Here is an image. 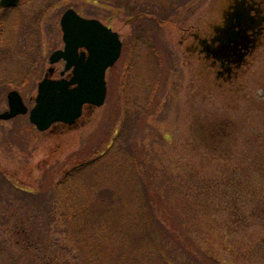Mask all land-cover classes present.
<instances>
[{
    "label": "rangeland",
    "instance_id": "374dc122",
    "mask_svg": "<svg viewBox=\"0 0 264 264\" xmlns=\"http://www.w3.org/2000/svg\"><path fill=\"white\" fill-rule=\"evenodd\" d=\"M68 7L118 32L121 54L106 70L103 104L85 106L74 123L39 130L27 113L0 118V264H174L186 257L177 246L196 264H264L260 249H248L264 233V37L223 79L184 43L223 0H21L0 10V112L12 89L31 107L48 67L63 68L49 54L63 45ZM89 159L65 194L73 206L87 199L100 217L96 240L84 236L93 256L66 230L61 201L50 200ZM139 193L149 197L148 229L161 253L146 245L138 220L133 243L121 234L130 224L117 219L119 208L125 198L136 206ZM231 210L248 218L230 235L235 251L221 235Z\"/></svg>",
    "mask_w": 264,
    "mask_h": 264
},
{
    "label": "water",
    "instance_id": "95a60500",
    "mask_svg": "<svg viewBox=\"0 0 264 264\" xmlns=\"http://www.w3.org/2000/svg\"><path fill=\"white\" fill-rule=\"evenodd\" d=\"M19 0H0L4 7L16 5ZM63 49L50 55V62L63 58L65 69L73 66L69 79L43 78L38 83L35 105L29 110V120L37 129L45 130L53 122L72 124L80 116L82 106L103 104L106 96L105 71L120 54L118 33L95 18H84L72 8L61 16ZM88 51L79 55L77 49ZM8 109L0 112L1 119L26 113L27 107L20 94L11 90L7 94Z\"/></svg>",
    "mask_w": 264,
    "mask_h": 264
},
{
    "label": "flooded vegetation",
    "instance_id": "af4514ba",
    "mask_svg": "<svg viewBox=\"0 0 264 264\" xmlns=\"http://www.w3.org/2000/svg\"><path fill=\"white\" fill-rule=\"evenodd\" d=\"M20 2L21 0L18 5ZM18 5L0 6V10H9ZM223 7L220 12V20L217 13L212 23H203L197 27L196 31L189 32L184 43L187 54H196L197 58H201L206 65L212 68L216 77L229 79L236 73L234 68L240 69L241 65L246 64L248 58L257 51V44L262 42L261 38L264 37V0H223ZM69 8L71 7L65 10ZM73 10L75 11V9ZM75 12L77 13V11ZM63 46L58 49H62ZM77 52L79 55L82 52L86 56L88 55V51L84 47L78 48ZM61 60L63 59L57 60L56 63ZM63 63V68L59 72L57 70V74L54 64H51L42 79H68L71 76L72 68L64 70L65 60Z\"/></svg>",
    "mask_w": 264,
    "mask_h": 264
},
{
    "label": "trees",
    "instance_id": "16d2710c",
    "mask_svg": "<svg viewBox=\"0 0 264 264\" xmlns=\"http://www.w3.org/2000/svg\"><path fill=\"white\" fill-rule=\"evenodd\" d=\"M94 159H89L86 160L84 162H80L79 166H76L75 168H73V173H71V175H68L66 177L61 178L58 183L56 185H54V195L50 196V200L52 197H54L55 199H58L59 201H61L62 203V207L63 210L60 213L61 218L63 219L62 221L65 224V228L66 230L69 232L72 230L75 231L76 233V243L79 245V250L81 248H85L87 250V252L89 253L90 256H93L94 253H97L94 250L95 242L93 245H89L88 244V240L85 239V232L86 230H90L91 231V236H94L95 240H96V232L93 230V227L95 225L96 229L101 232V228L99 225V220L100 217H97L96 213H95V206L94 207H90V205L88 204V200L86 199L85 204L84 203H80L78 205L73 206L74 204H69L68 201V194H65V188L68 187V183L70 182H75L76 180H78L79 178H76V176L86 167L92 165L90 164ZM94 162V161H93ZM90 164V165H89ZM257 181H255L256 183ZM133 199L137 201V205L136 206H132L130 207V201L128 200V198H125L123 200H127V201H123V206L119 208L120 212L117 214V219L121 220V223H128L130 224L129 228L124 229L121 231V234L124 238H126L128 241L130 242H134L131 237L133 236V234H131V231H129V229L131 228L132 222L134 221H140L141 223H143L142 225L144 226L145 230H144V240L146 245L149 247V249L151 251L156 250L157 252L161 253L162 251L160 250L159 244H160V240L157 242L156 238L151 234V232L148 229L149 223L148 220L151 219V215L152 217H154L152 210L149 209V207L147 206L146 200H149V197L142 195V194H133ZM89 197H91L92 199L98 200L99 199V192L98 191H93L91 193L88 194ZM132 198V196H131ZM45 199V198H44ZM78 201V199L75 201V203ZM68 203V205L65 207V203ZM150 204V203H149ZM235 209V208H233ZM230 214H232L234 216V219L231 220V222L226 225V230H224V232L221 233V235L226 238V240L228 242H230L231 238L230 235L233 232H236V230L240 229H244L243 227H245L244 225H248L247 224V220L248 218H246L244 215H241L237 210H231L229 211ZM95 221V224H94ZM243 227H242V226ZM82 232V238L80 237V234ZM174 231L171 232L172 235H174L173 233ZM98 233V232H97ZM131 234V235H130ZM100 236V235H99ZM165 237L172 241L173 244H175V246H177L179 243L177 241L176 238H172L169 237L168 232L166 233ZM225 240V242H226ZM239 242V239L234 240L231 243V246H228V249H232V251L237 250V247H234L233 245H236ZM78 245H77V249H78ZM233 246V247H232ZM232 247V248H231ZM177 248L179 249L178 251H182L186 254V257L182 258L181 261H176L173 259L174 264H196L194 263L191 259L187 258L188 257V250L184 247L181 246H177ZM248 249L252 250H256V249H260L262 251V255H264V233H260V236L257 235L256 237H254L252 239V242L249 244ZM163 256V254H162ZM117 258V257H116ZM224 262V261H223ZM167 264H169V261L167 262ZM225 264H227L225 262Z\"/></svg>",
    "mask_w": 264,
    "mask_h": 264
},
{
    "label": "clouds",
    "instance_id": "9594fccd",
    "mask_svg": "<svg viewBox=\"0 0 264 264\" xmlns=\"http://www.w3.org/2000/svg\"><path fill=\"white\" fill-rule=\"evenodd\" d=\"M219 9H220V7L217 9V11H218V14H219V20H220V18H221V17H220V12H219Z\"/></svg>",
    "mask_w": 264,
    "mask_h": 264
}]
</instances>
